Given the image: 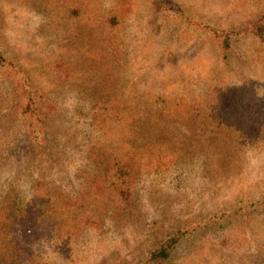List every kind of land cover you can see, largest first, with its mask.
Masks as SVG:
<instances>
[{"label":"rangeland","instance_id":"obj_1","mask_svg":"<svg viewBox=\"0 0 264 264\" xmlns=\"http://www.w3.org/2000/svg\"><path fill=\"white\" fill-rule=\"evenodd\" d=\"M120 7L106 47L94 15ZM260 34L264 0H0L16 68L0 71V264H264ZM99 100L124 111V157L141 161L125 204ZM44 121L46 144L34 138Z\"/></svg>","mask_w":264,"mask_h":264},{"label":"trees","instance_id":"obj_2","mask_svg":"<svg viewBox=\"0 0 264 264\" xmlns=\"http://www.w3.org/2000/svg\"><path fill=\"white\" fill-rule=\"evenodd\" d=\"M72 13H70L69 10L66 8V13L72 18L75 17V15L83 16V11L85 9L84 3L79 2L76 4L74 7H71ZM124 12L120 8L115 9L108 14V16H103L100 13H96L94 15L95 17V23H94V36L96 37L97 40H100L101 42H105L108 44L106 47L112 46L115 47L117 46V36L113 34L115 31V28H119L122 19H123ZM259 38L262 40L264 43V35L260 34ZM232 37L231 34H227L223 38V50L225 52H228L231 50L232 47ZM0 71H5L6 74L8 73H14L16 71V68H14L12 61L8 58L6 53L3 51L1 43H0ZM228 102H225L221 110L223 111L224 114L230 113L231 106L228 107ZM109 102H103L101 100L99 101H94V112H95V117L96 120L102 119V123L106 124V127L111 130L113 129L115 135L118 138L117 145L119 146V154L115 156L114 158L111 159V161H108V166L111 165L110 169V175H112L113 178V184H114V194L116 198L115 203H120V204H125L129 202V195L132 192L131 189V184L130 181L132 178L135 177V175L138 173L139 170V165H141L140 159H137L138 157L136 156H127L124 157V153L129 148L131 147V143L128 142L126 138L123 139V148H121V138L124 136V130H125V125H127L124 117V111H122L121 108H110ZM105 109L108 112L107 118L110 119L113 116H118L119 117V124L116 128H113V124H110V127L107 126L109 122H106V116L105 114ZM31 105L29 106L28 110H26L25 114L31 112ZM36 110L32 111V115L29 114L32 118L38 117V115H35ZM110 116V117H109ZM112 127V128H111ZM48 131V128L45 124L40 123L39 125L35 126V136L37 141H42L43 144L47 143V140L44 139L46 136V132ZM148 150V148H147ZM137 151V150H136ZM156 156V159L158 160L159 164H162L164 162V159L166 158L165 154H152ZM151 157V156H150ZM116 190H118L116 192ZM20 225H24V223H27V220L21 219L18 221ZM24 234V232H22ZM178 243L177 238H172L170 242L167 243L165 247H163L160 251H158L154 256L152 257V260L154 262H164L169 259L171 256L172 252L175 250V247Z\"/></svg>","mask_w":264,"mask_h":264}]
</instances>
